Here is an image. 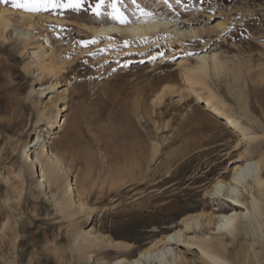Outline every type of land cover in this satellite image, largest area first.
Listing matches in <instances>:
<instances>
[{
    "label": "rangeland",
    "instance_id": "1",
    "mask_svg": "<svg viewBox=\"0 0 264 264\" xmlns=\"http://www.w3.org/2000/svg\"><path fill=\"white\" fill-rule=\"evenodd\" d=\"M3 8L12 25L36 39L17 43L12 29L0 27V264L133 259L181 221L182 216H149L153 205L176 195L191 213L221 206L238 214L233 236L195 229L186 231L188 238L214 243L226 264H264V197L253 210L249 201L227 208L226 200L206 193L236 162V155H224L236 137L238 151L250 143L256 150L252 157H264V0H83L79 8L35 13L0 4ZM153 15L183 19L180 25L190 24L197 35L183 38L171 26L133 35H99L86 27L126 25ZM206 52L218 53L223 67L207 76L189 71L188 54ZM48 64L57 71H43L40 66ZM199 95L211 96L256 139L225 128L197 101ZM59 108L65 124L49 138ZM36 134L51 141L69 164L70 179L88 194V206L81 209L74 197L71 204L61 202L66 177L53 187L57 203L48 189L35 186L38 167L29 166L20 150ZM142 146L149 155L136 177V151ZM177 148L190 153L167 176L164 167ZM30 151L32 158L41 152L39 146ZM213 159L212 164L221 163L204 178ZM175 251L190 264H203L196 245L180 244Z\"/></svg>",
    "mask_w": 264,
    "mask_h": 264
},
{
    "label": "bare ground",
    "instance_id": "2",
    "mask_svg": "<svg viewBox=\"0 0 264 264\" xmlns=\"http://www.w3.org/2000/svg\"><path fill=\"white\" fill-rule=\"evenodd\" d=\"M20 16L22 20L25 22H30L32 20V16H26V15H20ZM184 22L185 20L183 19L180 20L179 18L176 19L168 18L166 20H163L162 18H158L153 15L148 17L137 18L132 23L126 25H116L113 23H109L98 26L87 25L86 27L90 32L99 35H107L112 32H121L126 35H133L138 33L141 34V33L151 32L152 30H155L160 26H164L167 29L169 26H171L172 31L175 32L177 35H181L183 38L193 37L197 35L198 32L197 29L191 27L190 24H187L185 27H183V24L180 25V23H184ZM12 24L13 23H11L10 21L9 13L7 12V10L4 8L0 9V27L3 28L4 30L12 29L13 31L12 33L15 36V39L17 38L16 39L17 43L24 44L26 41L36 39V35L33 32L28 31V29L26 28L15 27ZM3 29H1L0 31H2ZM188 55L190 59L193 60V65L188 70L194 74L207 76L210 69H213L215 72H218L219 69L223 67V62L220 60L218 53L215 52L189 53ZM32 56L33 58L40 60L41 56L39 55V50L33 49ZM40 67L43 69V71L47 69V71L51 73L57 71L58 68V67L56 68V66L53 64L49 65V67H46L44 65ZM56 85L57 82L53 83L51 85V88L54 89ZM39 87L40 88L37 89V93L42 94L44 92L45 87H42L41 83ZM197 101L202 103L203 108L207 109L211 114H213V116H215L218 119H221V124L225 128H230L232 131H238L242 139H247V140L249 139V141L250 139H256L255 136L253 137L249 135L248 132L249 128L241 126L236 118L228 117L225 111L219 108L220 106L218 107V105L214 104V99L211 96L204 98L199 95L197 96ZM62 109L63 108L57 109L55 114V119L49 123V129L51 130L50 133L48 134L49 138L51 137L52 134L56 132L55 130L57 128L65 124L64 117H62L59 114L60 113L59 111H61ZM217 126H219L218 123ZM239 141L240 138L236 137L234 141H232L233 145L229 146V148L232 147V149L224 153V155L226 153L230 154V156L236 155L235 157L236 162H234L231 166H229L227 178H221V179L216 178V180H214L215 182L213 186L206 193L211 195L213 199H217L222 202L226 200L228 206L225 207L227 208L229 206L230 207L233 206L235 208L240 207V205L245 206L249 201L253 210H258L259 207L258 198L264 197V157L262 155H258L253 158L252 154L256 150L255 148H250V143H247V145L241 151H238V148L236 147L239 144ZM255 142L256 141H254L253 144ZM51 144H52L51 141L46 140L45 138L42 139L38 134H36L33 141L27 143L20 150L21 151L20 155L24 157L23 159L30 161L29 166L35 169L38 167L39 179L36 181L35 186L38 189H48V191L51 192V197L53 198V201L56 202L57 196L56 193L53 191V187L57 185L58 182H60V180H62L61 179L62 177L64 178L66 177L67 184L65 186V190L63 194L64 199H62L61 202L64 203L67 202V200L68 201L70 200L69 202L71 204V202L73 201L72 198L74 197L76 199V203L81 209L84 208L85 206H88V202H87L88 194L83 195L82 192L83 189L81 190L79 183L76 182L75 179L73 180L70 179L69 164L67 165L65 163V160L62 157V155H60L58 150H55L51 146ZM13 145H14L12 146L14 147L13 149H16L18 147V141L14 142ZM35 146H39L41 152L40 153L36 152L34 157L32 158L31 153L29 154L28 152L32 147ZM154 148L155 147H152L151 149V154H150L151 158H153L155 155ZM136 153H137L136 155L137 162L134 165L133 170L135 172L134 174L137 177L143 174L146 168V164L142 162V159H145L146 158L145 156L149 154H147V151L143 146L140 147L136 151ZM189 153L190 151L184 152L178 148L174 150V152L170 154L171 159H169L170 161L168 160V165L164 167L165 174H168L167 176L173 175L174 171L176 170L175 169L176 167H173L172 169V166L174 164H178V162L182 160L183 163L184 162L183 158L186 157V155H188ZM210 159L207 160L209 161ZM208 161L206 163L208 164L207 166H209ZM213 161H215V159L211 160V166H209L210 168L205 172L204 175H202L204 176V178L207 177L208 174L212 173L213 169H215V167L219 166V164L221 163L219 160V163L212 164ZM21 166L19 165V170H18L20 174L23 173V168ZM170 168L172 169V171ZM127 172L129 173L128 170ZM87 184L89 185V183ZM239 187H241V189ZM180 200L181 197L176 195L175 197H172L171 199L169 198L168 200H165L160 204L153 205L152 209H150L151 213L149 214V216L151 217L159 215L160 217H168L171 219H175L177 217L182 216L181 221L176 224L173 230H170L165 234H163L160 238H158L157 241L150 244V246H148L147 248L139 250L137 256L133 259L127 260L126 258L123 259L120 258L110 261H108L107 259H103L100 261L101 264H190L188 258L185 257L184 254L177 253L175 251V248L178 247L180 244L196 245L200 250L201 253L200 259L202 260L203 264H226L221 259L220 252L215 247L212 246L214 245V243L212 244V242H208L203 238L196 239L195 236H191L190 238H188L187 237L188 232L186 233V231L188 230L194 231L195 229L206 230V231H218V234L220 235H222V233L224 232L233 236L234 234H236L235 233L236 220L238 214H236V212L234 213L228 212L227 208H226L227 210H225L221 206L217 207L215 211L209 210L204 212L191 213L190 208L186 205V203L184 201L179 202ZM58 203H60V200H58ZM90 210H92V208ZM150 220H152L151 221L152 223L153 221L154 223L156 222L155 219L153 220L151 218ZM180 224H184L183 229L179 227ZM77 239L78 237H76L75 241ZM121 245L123 246V244ZM126 248L128 247L126 246Z\"/></svg>",
    "mask_w": 264,
    "mask_h": 264
},
{
    "label": "snow or ice",
    "instance_id": "3",
    "mask_svg": "<svg viewBox=\"0 0 264 264\" xmlns=\"http://www.w3.org/2000/svg\"><path fill=\"white\" fill-rule=\"evenodd\" d=\"M177 2L179 3V0ZM81 3L83 0H0V4L34 13L46 10L54 11L58 8H79Z\"/></svg>",
    "mask_w": 264,
    "mask_h": 264
}]
</instances>
